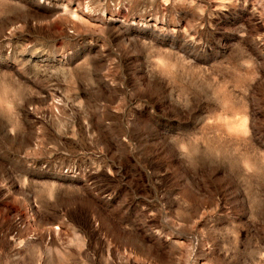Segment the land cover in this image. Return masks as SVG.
Returning <instances> with one entry per match:
<instances>
[{
	"label": "rangeland",
	"instance_id": "1",
	"mask_svg": "<svg viewBox=\"0 0 264 264\" xmlns=\"http://www.w3.org/2000/svg\"><path fill=\"white\" fill-rule=\"evenodd\" d=\"M0 264H264V0H0Z\"/></svg>",
	"mask_w": 264,
	"mask_h": 264
}]
</instances>
